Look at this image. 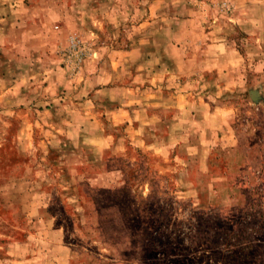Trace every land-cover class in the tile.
<instances>
[{
  "label": "rangeland",
  "instance_id": "1",
  "mask_svg": "<svg viewBox=\"0 0 264 264\" xmlns=\"http://www.w3.org/2000/svg\"><path fill=\"white\" fill-rule=\"evenodd\" d=\"M0 264H264V0H0Z\"/></svg>",
  "mask_w": 264,
  "mask_h": 264
}]
</instances>
